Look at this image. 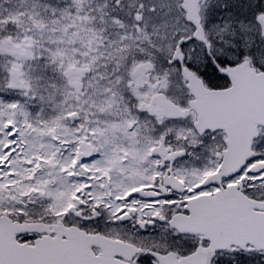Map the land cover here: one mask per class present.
I'll return each mask as SVG.
<instances>
[{
  "label": "snow or ice",
  "instance_id": "6c2138e0",
  "mask_svg": "<svg viewBox=\"0 0 264 264\" xmlns=\"http://www.w3.org/2000/svg\"><path fill=\"white\" fill-rule=\"evenodd\" d=\"M0 264H264V0H0Z\"/></svg>",
  "mask_w": 264,
  "mask_h": 264
}]
</instances>
